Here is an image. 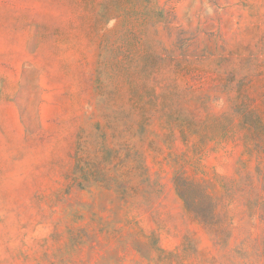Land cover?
Returning a JSON list of instances; mask_svg holds the SVG:
<instances>
[{
	"label": "rangeland",
	"instance_id": "374dc122",
	"mask_svg": "<svg viewBox=\"0 0 264 264\" xmlns=\"http://www.w3.org/2000/svg\"><path fill=\"white\" fill-rule=\"evenodd\" d=\"M0 264H264V0H0Z\"/></svg>",
	"mask_w": 264,
	"mask_h": 264
}]
</instances>
